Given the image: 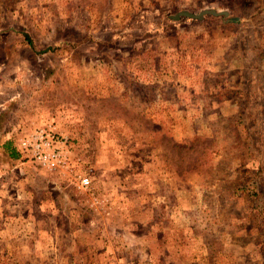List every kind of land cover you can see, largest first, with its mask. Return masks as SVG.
<instances>
[{
	"label": "rangeland",
	"instance_id": "1",
	"mask_svg": "<svg viewBox=\"0 0 264 264\" xmlns=\"http://www.w3.org/2000/svg\"><path fill=\"white\" fill-rule=\"evenodd\" d=\"M207 6L0 0V264H264V3Z\"/></svg>",
	"mask_w": 264,
	"mask_h": 264
},
{
	"label": "built area",
	"instance_id": "2",
	"mask_svg": "<svg viewBox=\"0 0 264 264\" xmlns=\"http://www.w3.org/2000/svg\"><path fill=\"white\" fill-rule=\"evenodd\" d=\"M51 139H49L47 136L44 137L42 133H35L34 135L31 136L30 142H28V141L22 142V147L24 149L31 148L33 153L36 154L38 159L41 160L44 164L50 163L51 165H54L55 162H57L58 154H55V153L46 154V153H44V149H45L44 146L50 144ZM83 184L87 185L88 181L86 179H84Z\"/></svg>",
	"mask_w": 264,
	"mask_h": 264
},
{
	"label": "crops",
	"instance_id": "3",
	"mask_svg": "<svg viewBox=\"0 0 264 264\" xmlns=\"http://www.w3.org/2000/svg\"><path fill=\"white\" fill-rule=\"evenodd\" d=\"M234 1L237 0H205V3L209 6H207L206 8L202 9L203 10H211L216 12L217 14H207L204 15V17L201 20H204L207 16H214V17H221L223 19H227L229 18V16L232 15V17H234L236 20L241 19L239 18V16H234L233 15V9H231V7L226 6L227 3H232ZM251 3H258V0H249ZM192 0H189V5L191 4ZM260 2V0H259ZM261 2L264 3V0H261ZM191 13L190 10H185ZM201 12V11H200ZM199 12V13H200ZM193 13V12H192ZM194 14V13H193ZM198 14V13H197ZM253 15H248L247 18H251ZM170 19V18H169ZM190 19V18H188ZM190 20H194V19H190ZM200 20V21H201ZM174 21V20H172Z\"/></svg>",
	"mask_w": 264,
	"mask_h": 264
},
{
	"label": "water",
	"instance_id": "4",
	"mask_svg": "<svg viewBox=\"0 0 264 264\" xmlns=\"http://www.w3.org/2000/svg\"><path fill=\"white\" fill-rule=\"evenodd\" d=\"M207 14H217V13L214 11H211V10H203L198 14H193V13H190L188 11H181V12L177 13L176 15L172 16L171 19L172 20H178L181 17H186V18H190V19H194V20H201L204 17V15H207Z\"/></svg>",
	"mask_w": 264,
	"mask_h": 264
},
{
	"label": "trees",
	"instance_id": "5",
	"mask_svg": "<svg viewBox=\"0 0 264 264\" xmlns=\"http://www.w3.org/2000/svg\"><path fill=\"white\" fill-rule=\"evenodd\" d=\"M188 20H189V19H188ZM13 156H17V154H16V153H14V154H13Z\"/></svg>",
	"mask_w": 264,
	"mask_h": 264
}]
</instances>
